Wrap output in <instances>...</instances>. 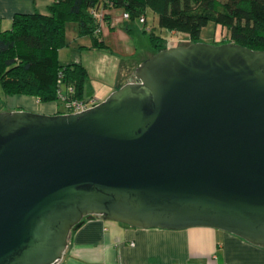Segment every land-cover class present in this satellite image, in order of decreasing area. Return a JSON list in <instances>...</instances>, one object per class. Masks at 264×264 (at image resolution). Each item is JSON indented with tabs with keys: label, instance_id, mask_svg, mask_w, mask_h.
I'll list each match as a JSON object with an SVG mask.
<instances>
[{
	"label": "water",
	"instance_id": "95a60500",
	"mask_svg": "<svg viewBox=\"0 0 264 264\" xmlns=\"http://www.w3.org/2000/svg\"><path fill=\"white\" fill-rule=\"evenodd\" d=\"M89 217L264 248V51L171 47L86 112L0 113V264H59Z\"/></svg>",
	"mask_w": 264,
	"mask_h": 264
},
{
	"label": "trees",
	"instance_id": "16d2710c",
	"mask_svg": "<svg viewBox=\"0 0 264 264\" xmlns=\"http://www.w3.org/2000/svg\"><path fill=\"white\" fill-rule=\"evenodd\" d=\"M111 9H123L129 19L145 22L150 9L158 16L162 29L188 35L190 44L196 43L203 28L213 23L228 34V39L213 44L234 43L264 51V0H55L48 14H18L12 28L0 32V85L5 96L57 102V82L62 76L64 90L72 87L75 96L84 99L89 80L86 67L60 66L57 61V52L65 45L64 21L74 19L80 36H91L95 48L106 49L95 14ZM103 17L107 24L109 17ZM151 40L153 55L167 49L162 38L153 35Z\"/></svg>",
	"mask_w": 264,
	"mask_h": 264
},
{
	"label": "crops",
	"instance_id": "0c3cea01",
	"mask_svg": "<svg viewBox=\"0 0 264 264\" xmlns=\"http://www.w3.org/2000/svg\"><path fill=\"white\" fill-rule=\"evenodd\" d=\"M54 3L55 0H0V32L12 28L16 15H46ZM109 13L108 10L102 14L109 17L107 27L111 29ZM104 26L101 33L105 42ZM153 53L148 52L141 58H150ZM67 64L73 63L68 60ZM79 64L86 67L89 73L86 97H96L102 102L120 88V75L114 78L112 85L95 87L91 83L92 67L83 59ZM120 68L119 74L124 70L133 74L135 70L128 63L120 65ZM16 99L15 109L8 110L7 97L4 96V100L0 98V113L18 110L53 116L65 112L64 106L60 113V108L53 103H39L33 97L16 96ZM59 264H264V248L212 228L142 229L93 217L72 233Z\"/></svg>",
	"mask_w": 264,
	"mask_h": 264
},
{
	"label": "rangeland",
	"instance_id": "374dc122",
	"mask_svg": "<svg viewBox=\"0 0 264 264\" xmlns=\"http://www.w3.org/2000/svg\"><path fill=\"white\" fill-rule=\"evenodd\" d=\"M109 12L112 20L111 29L107 27V24H103V26H106L103 28L106 32L104 37L107 44L106 49L97 48L95 50L93 37L80 36L78 23L74 19H70L64 21L65 45L57 52V61L60 66L68 65V60L72 61L73 64H79L82 59L88 63L92 67L91 73L93 77L91 78V83L95 87L104 88V85H112L115 81L114 78L118 75H120L119 87L123 83L128 82L129 78L134 76L135 70L140 64L148 59H142L141 57L148 52L153 53L155 51L151 40L153 35L162 38L166 48L190 45L188 35L172 33L162 29L159 26L158 16L150 9L146 11V24L141 22V20L125 19L124 15L126 12L123 9H111ZM226 39H228L227 31L210 23L203 28L200 39L196 43L213 44ZM121 62L122 64H120ZM126 63L135 67L133 74H129L128 70L121 71V74H119L120 65H125ZM4 96L5 94L0 85V98L4 100ZM7 100L6 108L8 110L15 109L16 97H7ZM53 104L60 108L59 111L61 113L63 104L60 101ZM16 112L19 111L17 110Z\"/></svg>",
	"mask_w": 264,
	"mask_h": 264
},
{
	"label": "built area",
	"instance_id": "2783aa9c",
	"mask_svg": "<svg viewBox=\"0 0 264 264\" xmlns=\"http://www.w3.org/2000/svg\"><path fill=\"white\" fill-rule=\"evenodd\" d=\"M95 16L98 17L100 28L102 29V26L104 24V15L95 14ZM124 18L129 19V15L125 14ZM141 22L145 23V20L141 19ZM57 84L59 87L57 92L58 101L63 104L65 110L63 114L69 115L86 112L100 104V100L96 97H85L84 99L77 98L74 94V89L72 87H67V89L64 90L62 76L59 77Z\"/></svg>",
	"mask_w": 264,
	"mask_h": 264
}]
</instances>
